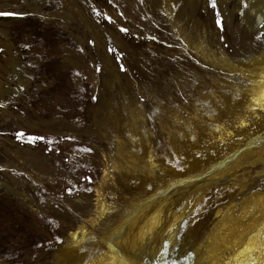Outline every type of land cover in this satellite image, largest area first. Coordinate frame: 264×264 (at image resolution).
<instances>
[{"label":"rangeland","instance_id":"374dc122","mask_svg":"<svg viewBox=\"0 0 264 264\" xmlns=\"http://www.w3.org/2000/svg\"><path fill=\"white\" fill-rule=\"evenodd\" d=\"M216 4L0 0V264L264 258V0Z\"/></svg>","mask_w":264,"mask_h":264},{"label":"snow or ice","instance_id":"6c2138e0","mask_svg":"<svg viewBox=\"0 0 264 264\" xmlns=\"http://www.w3.org/2000/svg\"><path fill=\"white\" fill-rule=\"evenodd\" d=\"M144 2H145V0H139V3L140 4H144ZM109 3H111V0H109ZM243 6L245 8L248 7V5H247L246 2L243 3ZM173 7H175V5H173ZM211 7L213 9H216L217 8L216 0H211ZM8 15H12V13H10V12H0V16H8ZM97 15H100V13H97ZM120 15L123 16L124 13L121 12ZM219 15H220L219 12H217V16H219ZM106 18L108 19L109 23H114V21H112L111 16H107ZM216 24L219 27H221V29H222L223 28V18L221 17L220 19H217L216 20ZM260 27H264V23H262L260 25ZM128 30L129 29L127 27H120V29H119V31L120 32H123V33H127ZM152 39H156V38L155 37H152ZM221 39H222V37H221ZM90 43H93V42L90 41ZM81 51H83V49H81ZM107 51L108 52H113L114 49L107 48ZM120 67H121V70H124L123 64H121ZM95 70L96 71H101V68L97 67ZM21 91H23V89H21ZM93 99H95V97ZM4 107H5V104L0 103V108H4ZM217 131H219V129H217ZM67 139H72V137H67ZM86 151L91 152L92 149L91 148H88V149H86ZM197 155H199V153H197ZM66 191H67V193H68L69 196L72 195V190L70 188L66 189ZM153 227H155V221L150 222L149 227L145 229V231L141 234V237L140 238L142 239L143 237L147 236L152 231V228ZM262 235H264V234H262ZM254 251L260 252L261 253V256L264 257V246H262L260 248H253L252 246H250L248 244L244 245V248L240 252V255H243L244 253L251 254ZM234 259H236V258L234 257ZM249 261H250V264H264V258L257 260L256 258H253V257L249 256ZM226 264H232V261L231 260L226 261ZM246 264H247V262H246Z\"/></svg>","mask_w":264,"mask_h":264},{"label":"bare ground","instance_id":"6f19581e","mask_svg":"<svg viewBox=\"0 0 264 264\" xmlns=\"http://www.w3.org/2000/svg\"><path fill=\"white\" fill-rule=\"evenodd\" d=\"M247 77L250 79V80L248 79L249 81H251L252 83L254 82V83H253V86L247 91V94H249V97L246 100L247 102H245V106H247V108L248 106H252V105H260V107L264 106V66H261L260 69H258L254 73L247 74ZM96 192L101 194L99 190H97ZM101 203L102 202L100 201V198H98L97 202L95 203L96 211H98V213H100L102 210ZM92 219L93 218L89 220L91 221ZM83 228L84 226H81L79 230H83ZM70 234L72 237L75 236V233H70ZM100 262L102 264H107L105 263L106 262L105 259L101 260ZM214 264H218V261H216Z\"/></svg>","mask_w":264,"mask_h":264}]
</instances>
